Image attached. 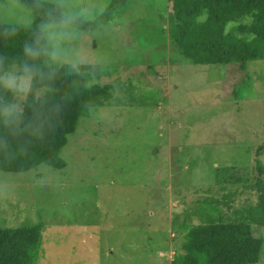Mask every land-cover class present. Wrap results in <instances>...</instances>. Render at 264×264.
I'll use <instances>...</instances> for the list:
<instances>
[{"label":"rangeland","instance_id":"1","mask_svg":"<svg viewBox=\"0 0 264 264\" xmlns=\"http://www.w3.org/2000/svg\"><path fill=\"white\" fill-rule=\"evenodd\" d=\"M110 14L126 23L85 36L112 62L109 102L78 119L59 168L0 171V229L22 232L29 264H171L193 226L245 222L257 203L264 59L191 63L169 37L168 0ZM252 233L264 264V227Z\"/></svg>","mask_w":264,"mask_h":264},{"label":"clouds","instance_id":"2","mask_svg":"<svg viewBox=\"0 0 264 264\" xmlns=\"http://www.w3.org/2000/svg\"><path fill=\"white\" fill-rule=\"evenodd\" d=\"M110 5L0 0V161L25 156L81 93L103 86L112 62L85 36L126 23V17L110 14Z\"/></svg>","mask_w":264,"mask_h":264},{"label":"trees","instance_id":"3","mask_svg":"<svg viewBox=\"0 0 264 264\" xmlns=\"http://www.w3.org/2000/svg\"><path fill=\"white\" fill-rule=\"evenodd\" d=\"M168 1L173 18L168 27L169 37L178 54L191 63H238L244 68L248 61L264 59V0ZM125 2L111 0L110 12ZM245 17H251L249 24H238L226 30L228 23ZM6 47L11 50L12 44ZM113 87V84L103 83L102 87L85 90L25 156L12 162L0 161V171L24 172L41 163L59 168L63 163L60 153L68 134L74 131L80 117L88 116L93 108L109 102ZM255 168L259 175V194L256 205L251 206L249 219L193 226L191 240L182 242L184 252L173 258V264H253L258 261L262 240L253 236L252 229L254 225L264 227V165L256 159ZM24 238L20 230L0 229V264H29L25 252L29 245Z\"/></svg>","mask_w":264,"mask_h":264},{"label":"crops","instance_id":"4","mask_svg":"<svg viewBox=\"0 0 264 264\" xmlns=\"http://www.w3.org/2000/svg\"><path fill=\"white\" fill-rule=\"evenodd\" d=\"M171 261V260H170ZM171 264H173V262H171Z\"/></svg>","mask_w":264,"mask_h":264}]
</instances>
